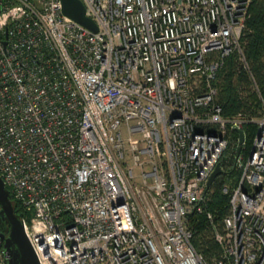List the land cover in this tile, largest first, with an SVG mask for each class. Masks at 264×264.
Segmentation results:
<instances>
[{
    "label": "built area",
    "instance_id": "1",
    "mask_svg": "<svg viewBox=\"0 0 264 264\" xmlns=\"http://www.w3.org/2000/svg\"><path fill=\"white\" fill-rule=\"evenodd\" d=\"M251 1L82 0L94 32L61 0H0V176L39 264H209L194 207L214 264H264V98L254 84L256 115L218 102L234 52L249 71ZM233 145L219 230L202 204Z\"/></svg>",
    "mask_w": 264,
    "mask_h": 264
},
{
    "label": "trees",
    "instance_id": "2",
    "mask_svg": "<svg viewBox=\"0 0 264 264\" xmlns=\"http://www.w3.org/2000/svg\"><path fill=\"white\" fill-rule=\"evenodd\" d=\"M241 46L249 71L244 69L238 61V53L234 52L219 73L218 102L222 107L223 115L227 117L234 116L241 111L249 115H256L260 101L253 89L254 84L264 98V0L251 1ZM255 130L253 124L244 126L246 150L251 145ZM234 156L235 146L233 145L221 160V166L225 170L213 181L210 189L215 187L214 192L206 201L207 207L213 212L216 228L219 230H223L222 217L227 213L229 199V195L224 194L221 190L222 184L232 176L238 175V172L233 169ZM9 194L15 211L22 218L23 208L13 199L10 191ZM188 225L193 231L192 243L194 247L203 254L209 264H214L213 260L220 254L221 248L215 239L213 226L203 214L196 212L188 217ZM0 228H8L7 223L1 219Z\"/></svg>",
    "mask_w": 264,
    "mask_h": 264
},
{
    "label": "water",
    "instance_id": "3",
    "mask_svg": "<svg viewBox=\"0 0 264 264\" xmlns=\"http://www.w3.org/2000/svg\"><path fill=\"white\" fill-rule=\"evenodd\" d=\"M61 9L64 15L96 32L97 25L93 19L85 14V6L82 0H61ZM239 140L237 153L241 149L244 139L242 129H238ZM222 173L220 164H217L211 172L205 187L208 191L213 181ZM195 212V207L189 215ZM0 219L7 223L8 228H0V246L1 254L5 264H39L24 229V221L15 211L14 205L10 198L2 177L0 176Z\"/></svg>",
    "mask_w": 264,
    "mask_h": 264
},
{
    "label": "rangeland",
    "instance_id": "4",
    "mask_svg": "<svg viewBox=\"0 0 264 264\" xmlns=\"http://www.w3.org/2000/svg\"><path fill=\"white\" fill-rule=\"evenodd\" d=\"M256 96H257V95H256ZM214 188H215V187H213L212 189L209 190V192H208V194H207V197H206L205 201H204L203 204H202L203 209L206 210V211H211V210L207 207V205H206V201L209 199L210 195L214 192Z\"/></svg>",
    "mask_w": 264,
    "mask_h": 264
}]
</instances>
